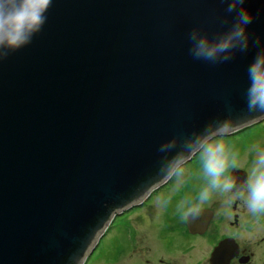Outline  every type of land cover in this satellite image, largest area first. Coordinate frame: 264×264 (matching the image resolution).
Returning <instances> with one entry per match:
<instances>
[{
    "label": "water",
    "instance_id": "95a60500",
    "mask_svg": "<svg viewBox=\"0 0 264 264\" xmlns=\"http://www.w3.org/2000/svg\"><path fill=\"white\" fill-rule=\"evenodd\" d=\"M264 119V0H0V264H85L117 210Z\"/></svg>",
    "mask_w": 264,
    "mask_h": 264
},
{
    "label": "flooded vegetation",
    "instance_id": "af4514ba",
    "mask_svg": "<svg viewBox=\"0 0 264 264\" xmlns=\"http://www.w3.org/2000/svg\"><path fill=\"white\" fill-rule=\"evenodd\" d=\"M249 126L211 137L136 203L117 210L110 264H264V157H232L256 132L236 150L222 145L206 156L215 139Z\"/></svg>",
    "mask_w": 264,
    "mask_h": 264
},
{
    "label": "rangeland",
    "instance_id": "374dc122",
    "mask_svg": "<svg viewBox=\"0 0 264 264\" xmlns=\"http://www.w3.org/2000/svg\"><path fill=\"white\" fill-rule=\"evenodd\" d=\"M251 132H256V134H253L251 138L249 137L247 139V141H250L251 143L248 144L247 147L233 152L232 157H235L240 161V163L248 162L254 158L258 159L264 157V119L254 125L249 126L247 129L236 132V134L229 138L223 137L221 139H213L215 141L214 147L210 146V150L207 148V152L205 151L206 156L208 152L213 153L214 151H217L213 148L217 147V149H219L222 147V145L227 146L228 149L234 147L233 149L236 150V148H239L238 145L243 142V140L240 141V139H244V137H247V135H249ZM216 144L219 146H216ZM257 148L261 149L257 150ZM204 153L200 157H204ZM230 154H232V152H230ZM197 159L198 157L194 159L193 163H196ZM85 264H110V226L99 240L95 250L88 257Z\"/></svg>",
    "mask_w": 264,
    "mask_h": 264
}]
</instances>
